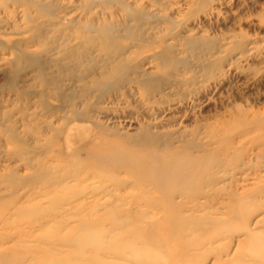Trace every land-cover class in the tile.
Masks as SVG:
<instances>
[{
  "label": "rangeland",
  "instance_id": "rangeland-1",
  "mask_svg": "<svg viewBox=\"0 0 264 264\" xmlns=\"http://www.w3.org/2000/svg\"><path fill=\"white\" fill-rule=\"evenodd\" d=\"M57 84L82 103L62 101ZM237 106L242 164L254 159L230 183L242 217L217 186L174 197L180 207L168 194L178 182L138 183L142 164L167 172L196 154L185 141ZM71 107L86 121L63 119ZM263 130L264 0H0V264H264V169L253 157ZM169 155L173 164L154 161ZM151 224L161 245L145 242Z\"/></svg>",
  "mask_w": 264,
  "mask_h": 264
},
{
  "label": "bare ground",
  "instance_id": "bare-ground-1",
  "mask_svg": "<svg viewBox=\"0 0 264 264\" xmlns=\"http://www.w3.org/2000/svg\"><path fill=\"white\" fill-rule=\"evenodd\" d=\"M27 54H30V53L22 52L21 56L23 57V55H24L26 57ZM132 54H136V52L135 51L131 52V54L128 55L127 58L128 59L133 58L134 55L132 56ZM121 55H119V56L122 58ZM30 57L32 59V55H30ZM108 57L114 58L113 54L109 55ZM28 58H29V56H28ZM115 59L117 60L118 58H116V56H115L114 60ZM117 61L122 62V59H119ZM80 65H81V63H78L76 65L80 71V74L77 77L81 78V80L86 82V67L80 68ZM107 67H109V66L107 64H104L103 70L105 71L107 69ZM88 68L90 69V65L88 66ZM223 72H224L223 70H220V74H223ZM74 74H75L74 70L68 72V76H70V77H72ZM56 89H57L55 92L56 95H58L62 99V101H67L68 105H70L71 103H79V104L82 103V99L79 100L80 97H78L76 94H72V95L70 94L69 97L63 96L64 90H63L62 86H60L59 84H57ZM79 95L80 96H86V92H80ZM65 106H66V104L61 103L59 105L58 109L63 110V107H65ZM54 111H55V109H54ZM69 111L71 112V116H69V114H68ZM69 111H66L62 115V118L65 119L67 122L73 123V122H78L79 120H81L82 122L86 121V111L77 113L76 110L72 107L70 108ZM243 111H245V110L242 109V106L241 107L237 106L235 108L234 112L229 113V114H223L222 116L218 117L217 120L214 121L213 123L207 124V127L210 130L208 132H206L207 134L205 136V139L201 140L200 142L190 144V142L185 141L187 143L186 144L187 147H190V148L194 147L196 149L197 153L188 155L185 158L181 157L180 158V165H179L180 167L178 166L179 167V168L177 167L178 169L177 168H175V169L170 168V170L165 172L164 170H162L161 165L156 167L154 170H151L150 164H142L140 168H142V171H143V173L146 174V176L143 175L140 179H138V183L142 187L144 185L153 184L157 188L163 189L165 187V185H167V184H171L173 182H178L180 189H178L177 191H174V192H169L168 194L171 197L169 204L171 206L179 205L180 207H183L184 202L176 203L174 197H176V196L179 197L180 195L183 194V196H181L182 199H185L186 202H188V201L192 202L193 199L201 196V194L207 195L208 190H210V191L213 190V189H210L209 187L217 186L218 191L220 193L225 191V193L222 194V198H223L222 204H223V206L228 208L227 213H229V215H231V217L236 218V219L242 217V211L240 209V208H242V194L234 192L235 190L232 189V186H231L232 184H230V183L233 181V178L236 174L237 175H238V173L242 174V165L248 166L249 163H251V161L254 160L251 158V159H248V161H244L242 164V145L243 144H239V143H242V113H243ZM247 113H249V112H247ZM81 121H79V122H81ZM258 121H260L258 123L261 124V122L263 121V118L262 119L260 118ZM248 124L251 125V121L249 122V120H248ZM76 129H78V127L75 129L72 128L71 130H70V128L67 129L68 132H67L66 136L69 137L67 139L69 140V142L71 144L73 143V140H76V137H77ZM249 129H250V127H249ZM252 130H253V128H252ZM11 135L16 136L17 134L12 133ZM258 139H260V141L257 143L256 150L253 151V154H254L253 157L256 156V158L261 159L259 161H261L262 164L261 163L259 164V170L262 171L264 169V136H261V137L259 136ZM80 143L81 144L84 143V145H85L86 144V138H84ZM176 148H177V145H171L169 149H171L173 151ZM249 150H250V148H249ZM190 153H194V152H190ZM176 159H177L176 156L170 157V155H169L167 157L166 156L165 157H156V158H154V161L168 162L170 164H173L176 161ZM99 161L101 162V164H105L107 166H109L108 164H110L111 162L117 163L119 165H125L127 162V159L122 158V157L113 158L112 156H110V157L102 156V157H99L97 160V163L100 164ZM210 166L212 168V170H211L212 174L208 175L207 168ZM105 168H107V167H105ZM249 168H250V166H249ZM253 168L254 167H252L250 169L252 170ZM80 175L81 174L74 175V179L79 181V180L83 179L84 177L86 178V174H84L83 176H80ZM64 179H65V176L58 177V180H60V181H64ZM197 179H199V181H203L202 182V188L198 189L197 191H195L192 194L187 193L189 188L193 186V183L198 181ZM206 188L208 190L203 191ZM237 189H238V187H237ZM258 190L259 189L253 190V191H258ZM261 191H263V190H261ZM192 195H196V196L192 197ZM262 195H264V192ZM260 198H261V196H260ZM156 200H158V198H156ZM236 200L241 202V203H238L239 204L238 208L234 207L235 202H233L234 206H232V201H236ZM244 200H246V199H244ZM130 204H132V203H130ZM197 205H198L197 203L194 204V206H197ZM129 207H130V205H129ZM191 208H193V207H191ZM132 211H133V209L132 210L130 209V210H128V213H131ZM139 213L140 212H138L137 214H139ZM155 224H156V222H155ZM154 226H155L154 224H151V227L144 231V233L146 234V237H145L146 241L145 242L149 246H158V245L162 244V242L157 241L152 237V235L156 232ZM198 245H199V243H198ZM199 247H200V245H199ZM50 250L54 251L53 249H50ZM102 253L104 255H110V252L107 250L103 251ZM199 253H200V249H199V251L196 249L191 254L192 258L197 256ZM5 256H6L5 254H2V255L0 254L1 259H3ZM145 258H147V257H145ZM168 258L170 259V261L171 260H173V261L175 260L176 262L182 261V259H181L182 257L180 255L177 256V254H174V253H168ZM183 258L189 259V260H185V262L191 261L190 257L187 255H183ZM79 259L80 258H78L77 260H79ZM150 263L155 264L153 262H150ZM76 264H86V257L84 259L78 261Z\"/></svg>",
  "mask_w": 264,
  "mask_h": 264
}]
</instances>
